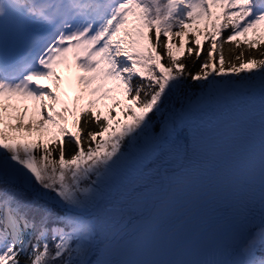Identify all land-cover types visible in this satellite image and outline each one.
<instances>
[{"label": "snow or ice", "instance_id": "snow-or-ice-1", "mask_svg": "<svg viewBox=\"0 0 264 264\" xmlns=\"http://www.w3.org/2000/svg\"><path fill=\"white\" fill-rule=\"evenodd\" d=\"M0 264H264V0H0Z\"/></svg>", "mask_w": 264, "mask_h": 264}, {"label": "rangeland", "instance_id": "rangeland-1", "mask_svg": "<svg viewBox=\"0 0 264 264\" xmlns=\"http://www.w3.org/2000/svg\"><path fill=\"white\" fill-rule=\"evenodd\" d=\"M44 83H47V82L45 81ZM24 103H26L27 105H29V107H31L35 102L34 101H26Z\"/></svg>", "mask_w": 264, "mask_h": 264}, {"label": "trees", "instance_id": "trees-1", "mask_svg": "<svg viewBox=\"0 0 264 264\" xmlns=\"http://www.w3.org/2000/svg\"><path fill=\"white\" fill-rule=\"evenodd\" d=\"M189 43L188 39H185V46H187V44ZM202 43H204V41L202 40Z\"/></svg>", "mask_w": 264, "mask_h": 264}]
</instances>
